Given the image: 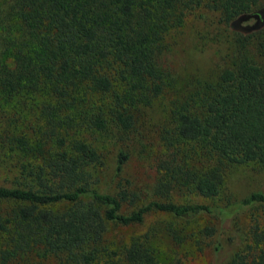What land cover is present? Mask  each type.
Masks as SVG:
<instances>
[{
	"label": "trees",
	"instance_id": "trees-1",
	"mask_svg": "<svg viewBox=\"0 0 264 264\" xmlns=\"http://www.w3.org/2000/svg\"><path fill=\"white\" fill-rule=\"evenodd\" d=\"M262 4L0 0V158L11 172L0 184V264H179L181 245L215 232L211 224L187 231L191 221L206 215L222 227L240 213L246 230L225 264H264V191L219 204L171 198L184 190L214 200L230 168L264 169ZM200 9L215 15L226 43L214 79L164 109L156 197L141 200L123 175V147L171 83L162 63L169 35L180 37ZM108 142L115 153L106 180ZM148 213L184 225L116 229L141 225Z\"/></svg>",
	"mask_w": 264,
	"mask_h": 264
},
{
	"label": "rangeland",
	"instance_id": "rangeland-1",
	"mask_svg": "<svg viewBox=\"0 0 264 264\" xmlns=\"http://www.w3.org/2000/svg\"><path fill=\"white\" fill-rule=\"evenodd\" d=\"M255 11L264 18V4ZM215 20L212 12L200 9L187 15L180 37L176 36L175 39L169 35V50L165 53L162 63L170 72L171 83L163 96L154 100L146 114L141 115L133 136L125 141L126 148H123L128 151V159L123 167V175L128 177L131 187L138 192L141 200L156 197L153 188L160 173L153 157L159 146L157 129L166 113L164 109L169 106L172 98L180 97L190 86L201 85L203 80H213L216 75V67L220 62L217 47L225 45L226 32L222 25L216 24ZM247 22L248 20H244L243 24ZM104 153L106 168L103 177L107 180L113 165L114 143L108 142ZM10 173L4 159L0 158V184L9 179ZM224 179L223 192L214 200L201 198L184 190H175L171 198L176 201L219 204L225 198L235 200L254 189L264 191V169L254 171L250 167L230 168L225 173ZM257 212L264 217V208H258ZM170 221L178 227L184 225L167 214L148 213L141 225L116 226V229L122 233L139 234L151 225H168ZM205 224L215 226L214 234L202 241L184 244L186 246L181 245V248L176 251L181 259L179 264H225V261L241 246L240 239L246 230L247 216L240 213L233 225L224 223L221 227L220 221L206 215H199L191 221L187 231L189 229L196 231ZM195 238L198 236L196 235ZM161 244H165V239ZM215 245L219 246L217 250H214Z\"/></svg>",
	"mask_w": 264,
	"mask_h": 264
}]
</instances>
